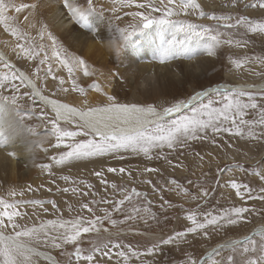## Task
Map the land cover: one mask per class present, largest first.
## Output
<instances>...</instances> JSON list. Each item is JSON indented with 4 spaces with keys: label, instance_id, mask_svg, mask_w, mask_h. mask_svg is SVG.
<instances>
[{
    "label": "rangeland",
    "instance_id": "374dc122",
    "mask_svg": "<svg viewBox=\"0 0 264 264\" xmlns=\"http://www.w3.org/2000/svg\"><path fill=\"white\" fill-rule=\"evenodd\" d=\"M44 1L5 0V3L10 5L6 8L5 15L15 17L13 21L9 22L10 25L32 38L37 46V51H39V45L43 44L49 57H51L52 49L47 34L51 33L55 37L58 47L63 49L67 55L83 60L86 68H88L86 66L88 65L87 59L83 58L82 53L77 50L84 51V46L88 42L85 39L75 42L76 39H74L73 34L86 36L93 32L94 41L92 43L96 46L95 41H97L104 46V50H113L120 61L107 62L109 66L114 67V73L111 78L105 79L103 85H96L95 87V91L107 99V83L119 82L124 84L125 78L119 70L125 68L128 62L141 63L151 56H157V54L163 52L167 41L173 37L178 40L186 39V33L179 31L180 24L175 26L152 25L143 32L134 35L127 45L117 52L116 46L112 43V41H116L117 45L121 43V34L117 30L132 31L133 27L140 23L139 18L126 15V13L144 12L160 18L164 15L163 12L149 13L147 8H139L133 4L125 7L116 5L118 10L113 13L111 11L114 6L113 0H93L95 12L88 16L86 27H82L74 20L70 22L69 26L61 28L46 24V17L48 16L46 9L49 7L55 9L53 5L56 4L57 9L62 13L67 12L68 10L64 8L62 0H49L48 3H44ZM76 2L82 7H87V0H76ZM137 2L147 5L154 3L155 0H137ZM196 2L200 4V8L194 10L195 14H192L193 10L190 9L188 14L181 12L165 18L173 21H183L185 26L187 24H197L210 29H216L218 24L216 19L209 18L212 16L227 18L220 20V24L235 23V20L241 16L247 17L253 24L264 22V9L252 6L257 3V0H239L236 5H233L231 0H196ZM22 4L30 7L36 20L26 22L21 12L24 8L20 12H16V7H20ZM11 5H14V7ZM33 5L35 7H32ZM210 6L214 7L210 8ZM201 11L204 13L203 16L200 15ZM116 16H119L120 19H116ZM41 28L44 29L45 33L43 39L40 37ZM201 30L203 29H197V31ZM217 31L220 33L219 40L221 43L212 50V52H218L220 55V59L215 61L212 59L213 64L218 65L219 68V73L215 78L207 79L195 91H192V86L187 83L180 93L163 95L159 100L142 103L139 95H130L132 94L130 93L124 97H118L116 102L137 103L144 107L153 105L160 110L176 102L187 101L196 92L211 89L231 92L233 88L244 87L259 102L264 103V97L260 95L264 88L255 89L253 87L248 88L247 85H239L244 83L256 85L264 79V63L260 62V59H264V32L259 29L251 31L249 28L242 26L235 29L220 27ZM212 34L216 33L213 32ZM229 39H231V43L227 42ZM18 42L24 43L23 40L17 41V38L10 31H5V25L0 24V46L3 55L13 60L17 65L19 61H22L21 63L31 72L30 76L36 81L38 88L44 94L58 99L68 97L72 101H75L77 97L86 95L84 93L88 91V87H82L78 81L79 75L83 72L82 69L74 68V80L77 90H73L72 80L70 79L69 83L64 82L61 85L60 79H63L62 65L58 63L55 65V61L50 60L48 63L52 64V71L50 74L47 73L48 63H40L45 52L40 51L37 58L28 59L22 53L17 54L19 49H16L15 45ZM209 42L208 36L187 40L188 50L181 55L179 61H184L190 50H198L201 55L205 54V52H208L207 44ZM79 43L83 47H80ZM95 46L90 49L99 50ZM3 55L0 54L2 57ZM174 58H177V56ZM4 61H6L4 57L0 59V75L8 74L11 77L13 73L17 74L14 67H3ZM156 63L162 65L159 61ZM154 66H152V70ZM37 68L40 69L38 73L36 72ZM14 83L19 86L17 103L12 105L11 100L5 102L11 104L16 113V109L20 110L17 115L23 117L21 119L22 124L26 125L25 123H27L30 131L35 133L36 130L40 129L38 133H50V135H46L48 139L43 143L45 148L49 150V158L39 162L42 165L45 161L44 164L49 165V167L44 169L39 166L36 171L38 173L35 172L36 175H33L34 178L38 179L37 182L30 180L26 183L23 182L24 184L15 183L11 185L4 180L0 181V196H4L10 201L19 199L44 201L43 207L32 203L19 205L18 210L22 213V216L17 217L16 221L20 225L31 227L39 225L42 221L58 218L72 220L77 215H83L91 219L93 214L88 213L86 210L81 212L80 204L89 203L93 198L96 200V204H90V207H93L95 215L103 216L104 213L100 209L107 208L111 211L112 204H103L101 200H109L114 203L115 200L123 198L120 189H124L125 194H127L135 188L144 195H132V202L126 201L122 206L123 211L112 212V219L117 221L116 226H112L107 220H104L102 225H98L100 227L99 234L95 232L81 234L79 244L82 249L88 250L95 247L98 240L108 244L106 250L109 252V256H103L104 261L102 258L95 260L94 264H123L117 253L127 251L128 248L141 253L139 258L132 257L128 264H189V258L201 261V264H208L207 253L212 252L213 249H220L221 245L236 237H238L237 240L240 239L241 246L244 237L248 235L257 242L264 239L260 235L261 232H264V201L259 199L249 200L246 194L245 198L241 200L240 197L236 196L234 189L223 187L227 180L235 179L240 185H248L253 196L260 193L261 187H264V181H261L256 173L264 170V137L252 139L247 136H236L227 133L213 136L209 132L206 138L190 141L185 146L177 147L175 150L165 148L162 154L159 149L153 150L151 153L152 159L142 153L137 155L131 150H121L120 153L116 154L71 159L66 161L65 164H55L51 157H59L62 152L68 149L65 144H60L59 148L52 147L57 141L48 121L55 118L54 113H50L43 103L32 97V91L27 84L22 83L19 79H16ZM216 86L217 88H215ZM67 87H71L70 92H75L72 93L74 96L69 95L68 90H63L68 89ZM127 88V86H124V90H127ZM79 89L86 91L83 90V93ZM25 92H28L29 96H24ZM181 93H184V95H180ZM0 94L12 97L13 90L10 87H4L0 89ZM109 96L114 97V95ZM209 98L219 99L215 95H210ZM97 106H103V104L100 103ZM51 111L53 110L51 109ZM42 113L46 114L47 119ZM255 116L256 113L249 110L245 119H253ZM59 124L63 129L77 130L76 126H72L67 122L59 121ZM259 131L261 129L258 128L257 132ZM88 138V136L81 134L75 140L79 142ZM71 142V139L66 141V143ZM237 165L241 167H237ZM110 167L116 168L117 171L109 173L107 169ZM120 168H124L125 172L120 173L118 171ZM145 169H155L156 171L145 172ZM97 171H102L103 176L96 177L93 175ZM64 176H68L70 179L65 181L62 179ZM101 179L107 181V186L101 183ZM149 180L151 183H147ZM170 181H175L176 184H171ZM177 184L179 189H187L188 194L186 195L180 191L176 186ZM85 185L91 187L88 188ZM112 185H116V188L113 189ZM29 186H31V191L28 190ZM65 188H68L69 191L64 192L63 189ZM73 188H79L81 193L87 191L90 195L87 197L79 193L74 195L71 191ZM201 188L208 190V196L192 199V196L197 195ZM11 189L17 190L18 193L22 190L24 196L7 197V193ZM49 200H55L60 211H55L47 203ZM148 202H150L149 207L155 216L154 219L150 218L147 222L140 219L124 220L125 215L130 214L131 207L142 206ZM69 205H72L76 211L69 212ZM233 206L246 207L250 209V212L235 225L225 224L215 228L210 226L207 229V236L202 232L188 233L182 240H176L168 245H160L159 249L150 255L146 253V249L153 243H158L159 240L166 239L169 235H174L177 232L185 231L187 227L192 226L191 222L186 219L189 212L197 213V218L202 219L200 213L219 215ZM43 208H47L48 211L44 212ZM121 221L124 222L121 223ZM256 226L257 229H260L259 233L250 234ZM105 228L108 229L107 232L104 231ZM8 231H11V229H8ZM109 240L121 244L122 247L119 249L112 247ZM221 240L224 241L218 246ZM32 245L42 247L45 250L50 249L61 262L77 264L73 256L74 246L71 244H65L61 248L52 247L50 242L33 243ZM101 247L103 248V245ZM220 251L221 257L226 260V256L229 254L228 249H220ZM97 254L102 255L101 252H97L95 256ZM34 259L36 264H53L45 259H42L41 262L38 257H34ZM236 259L240 260L239 254H237ZM80 264H87V262L81 261Z\"/></svg>",
    "mask_w": 264,
    "mask_h": 264
},
{
    "label": "snow or ice",
    "instance_id": "6c2138e0",
    "mask_svg": "<svg viewBox=\"0 0 264 264\" xmlns=\"http://www.w3.org/2000/svg\"><path fill=\"white\" fill-rule=\"evenodd\" d=\"M64 8L68 10L71 17L76 20L82 27L87 26L88 16L95 12L93 7V0H87V7L80 6L76 0H62ZM233 5L239 3V0H231ZM135 4L139 8H147L149 13L151 12H163V16L156 18L150 14L144 12L126 13L134 18H139L140 23L133 27L132 31L125 29H118L120 32L121 43L117 45L116 41H112L116 46L117 52H119L131 38L137 33L143 32L152 25L165 26L180 24L179 31L186 33V39L178 40L175 37L168 40L166 46L163 48L162 62L165 58H172L175 56H181L187 52V40L199 39L204 36H208L210 41L207 44L208 53L211 54L215 46H218L221 41L219 40L218 28L223 27L227 29H235L237 27L249 28L251 31L259 29L264 32V22L254 23L250 22L247 17L241 16L235 20V23L220 24V20L227 19L225 17H209L210 19H216L218 21L216 29H210L204 25L187 24L184 25L183 21H173L166 19L165 17H171L174 14L184 13L188 14L189 10H193L192 14H195L194 10L200 8V4L196 0H155L154 3L144 4L138 3L137 0H113V7L111 11L117 12L116 5L120 7L130 6ZM10 5L5 3V0H0V24L5 25V31H10L13 36L17 38V41L23 40L24 43H16L15 48L19 49V54H24L28 59H34L39 56L40 51H44L45 55L41 64L48 63L50 60L62 65L68 70L69 79L72 80L73 90L76 89V83L74 80V68H79L84 71L85 75H88V70L85 67L84 61L79 60L76 57L67 55L63 49H60L57 45L56 39L51 33L47 34V39L51 41V57L48 56L43 44L39 45V51L32 38L26 33L19 30L16 27L10 25V21H13L15 17L6 16L5 11ZM14 7V5H11ZM253 7L258 6L264 9V0H257ZM29 7L28 5H20L16 7V12H20L21 9ZM32 7H35L34 5ZM200 15L204 13L201 11ZM120 19L119 16L115 17ZM27 19V17L25 18ZM203 29L197 31V29ZM215 32L216 34H212ZM44 29L41 28L40 37L44 38ZM231 43V39L227 41ZM0 59H3L0 56ZM260 59V58H257ZM261 63H264V59H260ZM239 66V65H237ZM3 67L11 68L7 61H4ZM39 68L36 69L38 73ZM52 64L48 63L47 73H51ZM16 79H19L22 83L26 82L32 88V97H38L46 104L52 106L55 112V118L49 120V124L52 126L53 135L56 137L57 143L52 147L59 148L60 144H65L67 151L62 152L59 157H51L55 164H65L66 161L71 159H81L93 156H103L106 154L120 153L121 150L136 153L137 155L143 154L144 156L152 159V151L159 149L160 153H163L165 148L169 150H175L177 147L185 146L188 142L197 139H204L208 133L211 132L213 136H219L222 134H230L236 136H247L252 139H260L264 137V103L259 102L255 96L247 92L244 87L233 88L231 92L221 91L219 89H211L209 91L196 92L187 101H179L175 104L164 107L158 110L153 105L146 107L135 103H118L115 102V97L108 96L109 103L98 106L89 107L87 109H78L70 107L67 104H62L56 100H50L48 97L41 94V91L37 88L33 79L26 76L24 73H13L11 77L8 74L0 75V89L4 87H10L13 90V96H5L0 94V99L4 101L11 100L12 105L17 103V93H19V86L14 83ZM61 85L64 84V80L60 79ZM96 87V85H93ZM248 88L252 85L246 86ZM67 91L68 89H63ZM99 90V89H97ZM83 91V89H79ZM29 96L28 92L23 94ZM210 95H215L219 99H210ZM264 97V91L260 93ZM246 98V99H245ZM207 100V102H205ZM249 110L256 113L253 119H245ZM17 113L20 111L16 109ZM47 119L46 114H43ZM23 119V117H20ZM71 121L77 124V130L71 131L60 127L59 121ZM9 121H0V147H6L9 143L14 142V137L6 135L5 127L8 126ZM261 131L257 132V129ZM88 136V139L76 142L75 138L79 135ZM48 138L45 137L37 143L42 145ZM71 139V143H66ZM47 151V149H45ZM13 153H9L12 155ZM122 158V157H121ZM166 158V157H164ZM40 167L47 169L49 165L42 164ZM237 167H241L237 165ZM109 173L117 171L116 168H108ZM120 173H124L125 169L120 168ZM145 172H153L155 169H145ZM223 171V170H221ZM93 175L96 177H102L103 172L97 171ZM256 175L261 181H264V170L258 171ZM63 180L68 181V176L62 177ZM101 183L107 186V181L101 179ZM151 183V181H147ZM171 184H176L175 181H170ZM179 189V185H176ZM90 188V185H85ZM113 189L116 185H112ZM223 187H230L235 190L236 196L241 200L247 195V199L255 200L259 199L264 201V187H261L260 193L256 196L252 195V190L248 185H240L235 179H230L225 182ZM31 191V186H29ZM186 195L187 189H179ZM51 191V189H49ZM64 192L69 191L68 188L63 189ZM74 195L81 194L84 197L90 195L85 191L81 193L79 188L71 189ZM122 199L115 200L113 203L109 200H101L103 204H112V209L109 211L107 208L100 209L104 213L103 216H97L94 214L93 207L90 204H96V200L93 198L89 203L80 204V211H87L92 215L89 219L83 215H77L72 220H64L58 218L55 220L42 221L39 225H33L31 227L22 226L17 223L16 218L22 216V213L18 210L19 205L32 203L34 205H40L43 207L44 201L41 200H9L4 196H0V264H36L34 257L40 256L41 253L32 246L33 243H47L50 242L52 247L61 248L65 244H71L74 246L73 256L77 264L81 261L87 262V264H94L95 254L101 252L103 256H109V252L106 250L108 244H104L102 240H98L95 247L88 250L82 249L79 244L82 233L95 232L99 234L100 227L104 220H107L112 226H116L117 221L112 219V212L123 211L122 206L125 202H132V195L141 196L143 193L138 192L135 188L130 193L125 194L124 189H120ZM209 194L208 190L201 188L197 195L192 196V199L204 198ZM20 197L24 196V192L21 190L19 193L15 189H11L7 193V197ZM55 211H60L55 200L47 201ZM150 202L143 204L142 206H133L130 209V214L125 215L124 220L130 221L133 219H140L147 222L148 219H154L155 216L151 212L149 207ZM69 212L76 211V209L69 205ZM44 212H47V208H43ZM250 212V209L246 207L233 206L229 210L222 212L219 215H212L211 213H200L202 219L197 218V213L189 212L186 219L191 222L192 226L186 228L185 231L177 232L174 235H169L166 239H161L158 243H153L146 249L147 254H152L159 249L160 245H168L174 243L176 240H182L188 233L202 232L205 236L208 235L207 229L211 226L213 228L223 225H235L239 221L243 220ZM124 221H121L123 223ZM11 229V231H8ZM108 231L107 228L104 229ZM260 235L264 237V232ZM59 241V242H58ZM109 243L114 248H121L122 245L114 243L109 240ZM103 245V248L101 247ZM228 249L229 254L226 256V260L221 257L220 249ZM220 249H213L212 252L207 253L208 264H264V239L257 242L250 237H244L243 245L241 241L230 240L224 245L220 246ZM237 254L240 256V260L236 259ZM117 255L122 259L123 264H128V261L132 257L139 258L141 253L128 248L127 251H119ZM110 258V257H109ZM45 259L51 260V257H45ZM189 264H201V261L193 260L189 258Z\"/></svg>",
    "mask_w": 264,
    "mask_h": 264
},
{
    "label": "bare ground",
    "instance_id": "6f19581e",
    "mask_svg": "<svg viewBox=\"0 0 264 264\" xmlns=\"http://www.w3.org/2000/svg\"><path fill=\"white\" fill-rule=\"evenodd\" d=\"M48 2L49 0L44 1V3ZM53 7L55 9L51 7L46 9V13L48 14V16L46 17V24L48 26L64 28L69 26L70 22L74 21L68 11L62 13V11L57 9L56 4H54ZM213 7L214 6H210V8ZM21 12L23 13L25 18L27 17V19L25 20L26 22L35 19V16L31 11L30 7L24 8V10H22ZM93 34V32L86 36L73 34L74 39H76L74 40L75 42H77V40L83 41L84 39L88 42L87 45L84 46V51L77 50L82 53L83 58H86V61L88 63V65L86 66L88 67L87 70L89 74L85 75L83 71L78 78V81L80 82V85L82 87H88V91L83 89L84 91H86L85 93L83 91V93L86 95L83 97H77L75 101H72L68 97L58 99L51 95L44 94L38 88L37 83L35 81L36 86L41 91L42 95L48 97L50 100H56L62 104H67L70 107L78 109L98 107L97 105L100 103L103 105L109 103L107 98L102 97L95 91V87L93 85H103V83H105V79L112 77L114 73V67L109 66L107 62L120 61L119 57H117L113 53V50H104V46H102L97 41H95L97 44L95 46V44L92 43L94 41V38L92 37ZM94 46L96 48H99V50L90 49ZM80 47L83 46L80 45ZM162 53L163 52L157 54V56H151L149 59L141 63L128 62L125 68L119 70L122 76L125 78L124 84H121L119 82L107 83L106 94L108 96L114 95L115 102L118 97H124L126 96V94L130 93H132L130 95H139L142 103L145 101L150 102L154 100H159L161 97H163V95H169L171 93H180L184 85L187 83L192 86V91H195L197 88L200 87L201 84L205 83L207 79L215 78L219 73V68L217 67L218 65L213 64L216 59H220V55L218 52H212L211 54L205 52V54L201 55L198 50H190L187 56H185L184 61H179L181 56H177V58H165L163 59V62ZM0 54L3 55L1 46ZM3 57L10 65H12V67L15 68L17 74L22 72L32 79V77L30 76L31 72H29L27 67H25L21 63L22 61H19L18 65L20 66H18L13 60L8 59L4 55ZM212 59H214V61ZM157 61L161 62L162 65L156 63ZM152 66H154V72L152 70ZM62 69L64 82L69 83L70 80L67 69L63 66ZM24 83L27 84L26 82ZM239 85H252L255 89H262L264 88V79L256 85L251 83H244ZM124 86L128 87L127 90H124ZM28 87L32 91V88L29 85ZM215 88H217V86ZM69 89H71V87L68 88L69 95L74 96L72 93L75 92H70ZM180 95H184V93H181ZM35 98L41 103H43V105L48 108L50 113H54L55 115V112L51 111L52 106L50 104H46L38 97ZM3 120L9 121L8 126L5 127L6 135L13 136L15 139L14 142L9 143L6 147H0V181L4 180L10 183L11 185L15 183L24 184L30 180L37 182L38 179L34 178L33 175H36V173H38L36 171L41 165L39 164V162L41 160H46L49 158V150L45 151V146L43 144L40 145L37 142L43 139V137H47L46 135H50V133H38L40 129L36 130L35 133L30 131V127H28L27 123H25L26 125L22 124L20 117L13 110L12 105L8 102L0 100V121ZM67 123L77 127L76 123H73L71 121H67ZM9 153L13 154L9 155ZM257 228L258 227L256 226L255 229L252 230L253 233H259L260 229ZM236 238L235 240H237ZM223 241L224 240H221L218 243V246ZM32 246L35 247L41 253L40 256H37L38 258L45 259V257H51V260H45H48L53 264H66L64 262L59 261L51 251L39 248L38 246ZM100 258H102L104 261L103 255L97 254L95 256V260H99Z\"/></svg>",
    "mask_w": 264,
    "mask_h": 264
},
{
    "label": "crops",
    "instance_id": "0c3cea01",
    "mask_svg": "<svg viewBox=\"0 0 264 264\" xmlns=\"http://www.w3.org/2000/svg\"><path fill=\"white\" fill-rule=\"evenodd\" d=\"M40 248H42V247H40ZM48 250H50V249H48ZM50 251H51V250H50ZM52 253H54V252H52ZM38 260L42 262V259H41V258H39Z\"/></svg>",
    "mask_w": 264,
    "mask_h": 264
},
{
    "label": "water",
    "instance_id": "95a60500",
    "mask_svg": "<svg viewBox=\"0 0 264 264\" xmlns=\"http://www.w3.org/2000/svg\"><path fill=\"white\" fill-rule=\"evenodd\" d=\"M253 232H251L250 234H252ZM247 237H249V235L247 236Z\"/></svg>",
    "mask_w": 264,
    "mask_h": 264
}]
</instances>
